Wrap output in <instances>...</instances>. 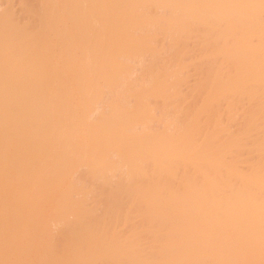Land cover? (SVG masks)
Wrapping results in <instances>:
<instances>
[{
	"label": "bare ground",
	"instance_id": "6f19581e",
	"mask_svg": "<svg viewBox=\"0 0 264 264\" xmlns=\"http://www.w3.org/2000/svg\"><path fill=\"white\" fill-rule=\"evenodd\" d=\"M262 220L259 0L0 4L3 264H264Z\"/></svg>",
	"mask_w": 264,
	"mask_h": 264
},
{
	"label": "rangeland",
	"instance_id": "374dc122",
	"mask_svg": "<svg viewBox=\"0 0 264 264\" xmlns=\"http://www.w3.org/2000/svg\"><path fill=\"white\" fill-rule=\"evenodd\" d=\"M4 1H5V0H0V4L3 5V2H4ZM18 7H19V5L16 4V5H15V8L18 9ZM18 14H19V12H18ZM145 63H146V59H145V58H142L141 62L137 64V67H136V73H140V72H142V71L144 70V69H143L144 67H142V66H144ZM189 104H190V102H188V103H184V104H183V107L186 108V107L189 106ZM234 128H236V127H234ZM102 206H103V203H102V201H101L100 204L98 205V210H101V209H102Z\"/></svg>",
	"mask_w": 264,
	"mask_h": 264
},
{
	"label": "snow or ice",
	"instance_id": "6c2138e0",
	"mask_svg": "<svg viewBox=\"0 0 264 264\" xmlns=\"http://www.w3.org/2000/svg\"><path fill=\"white\" fill-rule=\"evenodd\" d=\"M204 59L206 61H211V60L215 59L217 64H219V62H220L218 55L212 51L207 52L204 56ZM173 122L178 124V123H180V120H179V118H175V119H173ZM133 207H134V204H133Z\"/></svg>",
	"mask_w": 264,
	"mask_h": 264
},
{
	"label": "clouds",
	"instance_id": "9594fccd",
	"mask_svg": "<svg viewBox=\"0 0 264 264\" xmlns=\"http://www.w3.org/2000/svg\"><path fill=\"white\" fill-rule=\"evenodd\" d=\"M259 16L261 18V22L264 23V0H259ZM262 231H264V220H262ZM0 264H3L2 261H0Z\"/></svg>",
	"mask_w": 264,
	"mask_h": 264
}]
</instances>
